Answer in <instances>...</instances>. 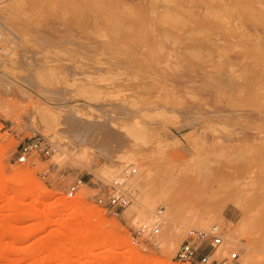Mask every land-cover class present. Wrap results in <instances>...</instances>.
I'll return each instance as SVG.
<instances>
[{
  "label": "rangeland",
  "instance_id": "obj_1",
  "mask_svg": "<svg viewBox=\"0 0 264 264\" xmlns=\"http://www.w3.org/2000/svg\"><path fill=\"white\" fill-rule=\"evenodd\" d=\"M0 19V264H187L176 259L187 227L212 224L219 257L240 251L228 264H264V0H0ZM44 103L91 133L87 164L54 159L69 137L31 118ZM33 137L51 154L18 162ZM126 150L146 192L174 206L146 250L131 242L133 199L117 212L93 199Z\"/></svg>",
  "mask_w": 264,
  "mask_h": 264
},
{
  "label": "bare ground",
  "instance_id": "obj_2",
  "mask_svg": "<svg viewBox=\"0 0 264 264\" xmlns=\"http://www.w3.org/2000/svg\"><path fill=\"white\" fill-rule=\"evenodd\" d=\"M10 62L11 61L9 60V63ZM11 63L13 64V62H11ZM4 72H5V70L1 69V67H0V76H2V75L4 76V74L6 73V72L5 73ZM204 82H206L208 84H212L213 78H211V76H207ZM52 109H53V107L51 105H48V103L47 104L44 103L43 107H41L40 110L36 111V113L35 112L32 113L31 118L33 120H36L37 118H40L44 121L45 120H51V121L53 120V121L57 122L56 125L58 127L60 126L62 132L64 134L68 135L69 139L66 141L67 147L65 145H64L65 147H62L61 145H59L57 147L55 146L56 147L55 148V154L53 156L54 159L60 162L63 159H66L70 156V157H73L75 160H77L83 164H87L86 162H87L88 156L91 155V153H93V152L98 153V149H96V147H88L85 145L87 142L94 139L93 136L91 135V133L88 130H86L81 125V123L78 120H74L75 116H72V117L67 116V117L62 118V120H61L59 118V114H55L52 111ZM129 133L133 136L132 140L134 142H142L144 140V136H143L144 132H142V126L141 125H136V126L130 128ZM123 137H122V140L124 138H127V137H124V138ZM124 140L126 141V139H124ZM127 141H128V139H127ZM127 141H126V143H127ZM98 144H102V143H99V140H98L97 146H98ZM131 145H132V143H131ZM75 146L80 147L79 151L71 152V150ZM103 147H105L104 144H103ZM129 147H131V146H129ZM98 148H99V146H98ZM99 154H102V153L99 152ZM111 156L112 157H110L109 159L115 158L118 167L116 170L110 172V177H112V178L114 177V179L121 182L126 189H128L132 192V195H133V198H132L133 203L130 205V208L128 210V216L131 217L132 223L136 226L152 227L155 224H158L162 219V222L164 225L162 224L163 226H161V228L162 227L164 228L166 221L170 219L169 210L173 209V207H174L173 204L171 203L170 195L168 194V192H164V189H163L164 193L163 194L160 193L158 196H153V195L146 192V189L144 188L143 183H142V180L146 179V176H147V174L145 172L146 167H144V165H141L139 163V159L137 157H135V154L133 152H130V151L128 152V150L119 151L117 155H111ZM105 158L108 159L107 156H105ZM22 172H23V169H21V168L17 169L18 177L21 175ZM26 189L28 190V187H26ZM64 200L65 199H63V201H62V202H65L64 204H66L67 206H71V205L73 206L72 201H69L68 199H66L65 201ZM160 202L166 204V210L163 213V218L158 215L157 210H156V207H157V205H159ZM248 217H250V216L248 215ZM216 221H217L216 217L213 218L212 216H209V217L203 219L202 221H200V223L202 225H205V224L214 223ZM245 221H247V220L244 219L242 221V223L240 224V226L237 227L236 230H238L240 232L244 229L245 225H247V224H248V226L250 225L249 223H251V222L248 223ZM229 224H231V223H229ZM245 230H246V228H245ZM230 236H231V238H230L231 240L236 241V238L233 234H231ZM174 244H175L174 241H172L171 245H174ZM225 246H226L225 244H222L220 246V248L217 249L216 253L221 254L222 249Z\"/></svg>",
  "mask_w": 264,
  "mask_h": 264
},
{
  "label": "built area",
  "instance_id": "obj_3",
  "mask_svg": "<svg viewBox=\"0 0 264 264\" xmlns=\"http://www.w3.org/2000/svg\"><path fill=\"white\" fill-rule=\"evenodd\" d=\"M6 48V25L0 19V57L5 54ZM51 152V146L44 143L41 137H33L20 144L17 160L24 163L35 154L49 155ZM83 184H85L83 178H77L68 187V194L74 196ZM105 186L106 189H100L99 186V192L93 197L97 204L111 209L112 212H117L131 203L133 195L118 180L114 179L107 182ZM157 213L163 218V207H159ZM162 224L161 219L158 224L152 227H137L131 234L132 244L144 250L149 246H157V235L160 232ZM224 242L225 236L218 224H212L208 227L188 226L185 239L180 244L176 253V259L187 264H228L239 258L240 251L238 248H235L228 256L219 257L221 254H216V251ZM215 255L217 257L212 259Z\"/></svg>",
  "mask_w": 264,
  "mask_h": 264
}]
</instances>
